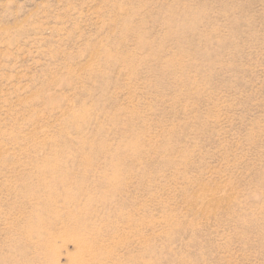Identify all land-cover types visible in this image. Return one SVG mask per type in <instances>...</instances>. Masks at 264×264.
I'll return each instance as SVG.
<instances>
[{
    "label": "rangeland",
    "instance_id": "374dc122",
    "mask_svg": "<svg viewBox=\"0 0 264 264\" xmlns=\"http://www.w3.org/2000/svg\"><path fill=\"white\" fill-rule=\"evenodd\" d=\"M0 264H264V0H0Z\"/></svg>",
    "mask_w": 264,
    "mask_h": 264
}]
</instances>
